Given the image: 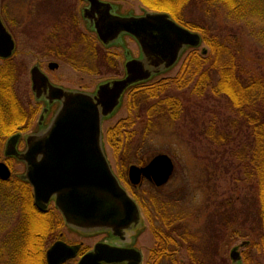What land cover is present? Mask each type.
I'll return each instance as SVG.
<instances>
[{"label":"rangeland","instance_id":"rangeland-1","mask_svg":"<svg viewBox=\"0 0 264 264\" xmlns=\"http://www.w3.org/2000/svg\"><path fill=\"white\" fill-rule=\"evenodd\" d=\"M107 1L116 7L115 13L123 16H139L150 11L138 0ZM236 4L237 11L234 12L217 0H192L182 15L195 28L192 32L199 35V46L189 47L173 68L142 84L145 86L161 79L178 80L170 87V95L177 102L176 109L170 112L174 113V120L165 115L159 121L153 120L146 128L147 118L143 113L128 122L129 90L115 113L102 121V145L107 161L120 185L136 201L143 219V229L133 240L143 255L142 264H150L157 249L155 222L157 228L166 229L165 218L156 213L157 216L149 214L151 218L139 203L143 200L146 204L150 196L157 198L156 202H170L172 209L167 215L179 219L172 228L189 236L177 247L168 248L167 259L158 264H195L193 257L204 264H233L230 258L233 248L240 255V264H264L259 245L262 236L259 187L250 163L251 135L246 127L236 133L234 127L240 120L226 97L213 89L218 76L208 59L212 55L211 43L228 49L242 67L243 77L264 86V0H236ZM85 5L82 0H0L3 22L16 43V50L9 60L13 66L11 92L24 118L10 130L11 134L3 139L2 145L9 136L21 132L17 150L25 151L23 136L40 128L38 122L42 117L39 114L44 104L35 102L30 90L29 70L32 66L39 65L54 84L91 93L99 83L123 77L122 64L126 53L130 57L138 56V46L129 36H124L121 44L102 47L80 15V9ZM81 35L87 38V43L81 42ZM72 44L78 45L76 56H83L88 62L82 70L53 54L52 47L65 49ZM89 46L109 53L114 64L100 65L99 57L91 61L95 53L89 52ZM191 53L207 58L206 63L200 65L201 68L196 67L198 60L192 61ZM187 58L188 62L183 65ZM50 62L58 67L49 70L47 64ZM204 73L206 76H202ZM147 101L148 105L153 103V100ZM56 108L54 105L48 110L42 127L51 121ZM11 126L10 121L7 127ZM111 130L119 131L117 135L109 134L108 139ZM120 131L124 132L122 136ZM158 154H165L173 163L169 180L160 187L145 179L136 186L131 185L129 167L143 166L137 164L140 157L147 164ZM0 162L6 163L11 170L8 181L0 180V264H8L12 253L18 264H38L40 255L37 251L28 255L24 251L28 248L26 241L30 236L27 227L31 225L29 211H23L27 203L25 196L31 186L18 179V175L25 172L24 164L13 158L4 159L1 149ZM22 194L25 195L23 198ZM50 207L60 224L52 239L43 242L44 264L46 252L55 241L81 243L86 249L98 240L97 236L81 235L62 224L53 204ZM39 217L34 219L45 227L43 218L41 221ZM17 226L20 230L16 229ZM13 237L19 240L18 243L24 241L18 252L16 245L10 242ZM76 261L66 264H75Z\"/></svg>","mask_w":264,"mask_h":264},{"label":"water","instance_id":"water-1","mask_svg":"<svg viewBox=\"0 0 264 264\" xmlns=\"http://www.w3.org/2000/svg\"><path fill=\"white\" fill-rule=\"evenodd\" d=\"M82 1L88 3L81 10L82 19L103 47L117 44L127 35L136 42L139 56L131 58L126 54L123 77L99 83L93 93L52 85L34 65L30 70L32 92L37 99L43 93L49 105L59 102V107L44 130L25 137V151L17 152L20 134L10 136L4 156L24 163L25 172L20 178L32 187L38 211L46 210L52 201L69 228L83 234L109 232L122 239L140 230L142 219L137 204L122 188L107 161L102 120L115 112L128 89L170 70L186 48L199 46L200 37L164 12L123 16L116 14L108 1ZM14 51V40L0 17V60L10 58ZM57 66L54 62L49 64L50 69ZM173 169L171 159L158 154L144 166L131 165L128 180L133 186L145 179L160 187L169 180ZM9 177L10 170L0 162V180ZM78 249L79 245L56 241L46 252V264H63L76 257ZM127 256V250L114 252L97 243L76 264H111L127 260ZM230 258L233 264H240L236 248L231 250ZM128 264H141L140 254L135 252V260Z\"/></svg>","mask_w":264,"mask_h":264},{"label":"trees","instance_id":"trees-1","mask_svg":"<svg viewBox=\"0 0 264 264\" xmlns=\"http://www.w3.org/2000/svg\"><path fill=\"white\" fill-rule=\"evenodd\" d=\"M144 8L152 12H164L169 15V17L182 27L193 31L195 30L182 15L183 10L188 7L192 0H138ZM225 5V7L234 12L237 11L236 0H217ZM236 4V5H235ZM75 21V20H74ZM81 37V42L83 44L87 43V38L83 35ZM77 43V42H76ZM211 56L208 58L211 62V68L214 73L218 76L217 83L213 89H217L219 93L224 95L233 109L234 114L237 115L240 122L237 123L236 133L240 132L242 127L251 135V141L249 143L250 147V163L252 165L253 171H255L256 179L259 187V208H260V227H261V238L259 245L261 246L262 253L264 254V86L259 82L252 79L243 77V69L239 65V62L234 58V55L228 51V49H222L219 45L211 43ZM78 45L72 44L66 46L65 49H60L59 46L52 47L54 51L53 54L57 58H64L70 62L76 68L82 70L84 66L88 65V62L83 56H76V49ZM89 52L95 53L92 59H98L101 61L99 64L105 66L110 63L114 64L112 56L109 53L101 52L96 46L88 48ZM192 61L198 60L195 64L196 67L201 68L200 65L206 63L207 58H201L196 54L191 53ZM95 57V58H94ZM190 58V57H189ZM10 60V59H9ZM9 60L4 61L0 64V146L2 145L3 139L11 134L10 130L17 124L21 123L24 118L22 117V110L18 105L14 93L11 92V80H12V64ZM188 62V58L185 60L183 65ZM199 63V64H198ZM209 63V64H210ZM96 65V64H95ZM78 66V67H77ZM183 67V66H182ZM181 69H184L181 68ZM89 71H91L89 69ZM92 72V71H91ZM96 72V71H95ZM202 76H206L204 73ZM177 79H161L155 81L148 85H138L131 88L128 95V108L130 115L126 120L133 121L135 118L140 117L143 113L147 118L146 128L149 127L150 123L154 120L159 121V119L164 118L167 115L168 118H174L173 110L176 109V101L173 96L170 95V87L177 83ZM147 100H153V103L148 105ZM134 114V116H133ZM7 119V120H6ZM11 121V128L7 127V123ZM155 121V122H156ZM14 122V124H13ZM234 125V124H233ZM116 129V128H115ZM111 130L109 134L117 135L118 131L113 132ZM10 132V133H9ZM121 132V136L124 134ZM120 135V133L118 134ZM1 149V147H0ZM138 165H144L142 157L138 159ZM1 184V182H0ZM22 198V197H21ZM155 197H151L147 200L146 204H143V200L138 199L142 208L145 212L152 215H160L165 218V231L162 228L156 227V222L154 224V237L157 242V249L153 253L150 264H158L167 259L168 248L174 246L177 247L180 242L187 241V233L180 234L177 229L172 228V224L179 219H173V216H168L167 213L172 209L170 208V202L168 201H158L156 202ZM168 198H166L167 200ZM25 211H29V216L31 225L27 227L29 231V240L26 241V254L34 252L40 255V260L38 264H44L43 260V242H47L52 239V235L56 229L58 223H56L54 217L48 216V213H41L37 211L30 202H27L23 208ZM156 213V214H154ZM149 215V216H150ZM33 216V219H32ZM43 218L44 226L40 224V221L36 218ZM150 216V217H151ZM34 217H36L34 219ZM46 217V218H45ZM152 218V217H151ZM45 219V221H44ZM152 222V221H151ZM153 224V222H152ZM20 230V229H19ZM48 231L50 233L48 234ZM47 232V233H46ZM31 239V240H30ZM19 240H14V245H16V252L20 250L24 243H18ZM42 246V247H41ZM188 250L190 248L188 247ZM14 252V250L12 251ZM26 255V256H27ZM193 257V255H191ZM8 264H18L13 253L12 256L9 255ZM15 261V262H14ZM193 263L204 264L203 261L193 257Z\"/></svg>","mask_w":264,"mask_h":264},{"label":"flooded vegetation","instance_id":"flooded-vegetation-1","mask_svg":"<svg viewBox=\"0 0 264 264\" xmlns=\"http://www.w3.org/2000/svg\"><path fill=\"white\" fill-rule=\"evenodd\" d=\"M86 3V5L84 6V7H82L81 9H80V15H81V10L83 9V8H87L88 7V3L87 2H85ZM114 7V6H113ZM114 12H116V7H114ZM117 14V13H116ZM119 15V14H118ZM0 17H1V19H2V16H1V13H0ZM82 17V16H81ZM2 22H3V19H2ZM87 23V22H86ZM3 24H4V22H3ZM4 26H5V24H4ZM6 27V26H5ZM86 28H87V26H86ZM7 29V28H6ZM7 31H8V29H7ZM90 31V30H89ZM9 32V31H8ZM91 32H93V31H91ZM10 33V32H9ZM94 33V32H93ZM10 35H11V33H10ZM12 36V35H11ZM12 38H13V36H12ZM13 40H14V38H13ZM122 43V40L119 42V44H121ZM14 44H15V50H16V43H15V40H14ZM15 52V51H14ZM14 52H13V54H14ZM126 54H128V56H129V53H126ZM126 54H125V56H124V59H126ZM139 54V53H138ZM13 56V55H12ZM11 56V57H12ZM11 57L10 58H8V59H5V60H0V64H2V62H4V61H6V60H9V59H11ZM51 63V62H50ZM50 63H48L47 64V68L49 69V70H53V69H50L49 68V64ZM123 64H124V62H123ZM37 65V64H36ZM33 67V66H32ZM38 67H39V65H38ZM58 67V66H57ZM56 67V68H57ZM39 69H40V71L43 73V74H45L42 70H41V68L39 67ZM55 69V68H54ZM31 70V69H30ZM30 70H29V74H30ZM46 75V74H45ZM47 76V75H46ZM48 78V77H47ZM50 81V80H49ZM50 83L52 84V85H55V86H59V87H62V86H60V85H57V84H54V83H52L51 81H50ZM31 74H30V90H31V93H32V95H33V99H34V101L35 102H37V103H41V104H44V107L42 108V110H41V112H40V114H39V117H43L42 118V120H41V124H39V122H38V125H40L39 127V129H38V131L37 132H32V133H27V134H25L24 136H23V139L25 140V137L27 136V135H31V134H36V133H38V132H40V131H42V130H44L47 126H48V124L50 123H48L46 126H44V127H42V124H43V121H45V118H46V115L48 114V110L52 107V106H54V105H56L57 106V108H56V110L58 109V107H59V102H54V103H52L51 105H49L48 104V102H47V100H46V95H44L43 93L39 96L40 98H36V96H35V94L32 92V89H31ZM62 88H64V87H62ZM64 89H66V88H64ZM67 90H71V89H67ZM73 91H75V90H73ZM82 92V91H81ZM90 93V92H89ZM91 93H93V92H91ZM47 110V112L44 114V110ZM56 110H55V112H56ZM54 112V113H55ZM54 115V114H53ZM53 117V116H52ZM27 127V126H26ZM28 128H26V130H27ZM19 134H20V138H21V136H22V133L21 132H18ZM12 136V135H11ZM10 137V136H9ZM8 137V138H9ZM7 138V139H8ZM20 138H19V140H20ZM6 139V140H7ZM6 140L4 141V143H3V145H2V147H1V150H2V156H3V158L4 159H8V158H13V159H15V160H17L18 162H21V163H23L22 161H20V160H18V159H16V158H14V157H11V156H4V146H5V142H6ZM19 142V141H18ZM25 144H26V141H25ZM17 145H18V143H17ZM17 148V147H16ZM26 148V147H25ZM25 150V149H24ZM17 152H19V153H21V152H23V151H18L17 150ZM4 163V162H3ZM7 167H8V169L10 170V167L6 164V163H4ZM24 164V163H23ZM24 167H25V165H24ZM11 171V170H10ZM20 176L21 175H18V179H21L20 178ZM11 178V174H10V177H9V179ZM22 180V179H21ZM1 181H4V180H1ZM6 181H8V180H5V182ZM24 181V180H23ZM24 182H26V181H24ZM29 185V184H28ZM30 186V185H29ZM23 196H25V195H23L22 194V198H23ZM26 200H27V202H30L31 203V205L36 209V207L34 206V202H33V190H32V187H31V191H29V192H27L26 193ZM50 204H53V202L52 201H50L49 202V204H48V206H47V208H46V210H44V212H41V213H48L47 215L49 216H51V217H54L53 216V214H54V212L53 211H51V207H50ZM53 208L55 209V211H56V213L59 215L60 213L58 212V210L55 208V206H53ZM60 217H61V215H60ZM53 219H55V221H56V223H58V225L56 226V228L59 226V222H60V220H59V218H56V217H54ZM61 222H62V224L64 223V221H62V218H61ZM65 224V223H64ZM16 229H19V226H17V228ZM141 230H138L136 233H134V234H130V235H128V236H126V237H124V238H119V237H114V236H111V234L109 233V232H102V233H96V234H83V233H81V232H78L79 234H81V235H85V236H90V235H94V236H97L98 237V240H96V242L92 245V247L91 248H86V249H83L82 248V244L81 243H74V244H69V245H79V249H78V252H77V255H76V257H74L73 259H71V260H68V261H72V260H75V259H79L80 258V256L81 255H83V254H85L86 252H89L90 250H92L93 249V247H94V245L95 244H97V243H101V244H105V245H107L108 247H110V248H112V250H114V252H120V251H124V250H127L128 251V259L127 260H124V261H122V262H114V263H111V264H128V263H131V262H133L134 260H135V252H137V253H139L140 254V256H141V264H142V262H143V255H142V253L140 252V250L138 249V248H136V246H134V238L136 237V235L140 232ZM14 240L16 241V240H18V239H15L14 237H13V240H10V242H13L14 243ZM63 241V240H62ZM64 242V241H63ZM66 243V242H65ZM130 250V251H129ZM68 261H66V262H64L63 264H66ZM77 262V261H76ZM76 264V263H75Z\"/></svg>","mask_w":264,"mask_h":264}]
</instances>
